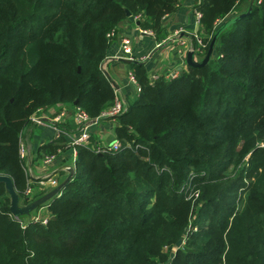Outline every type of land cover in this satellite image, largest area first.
<instances>
[{
  "label": "trees",
  "instance_id": "trees-1",
  "mask_svg": "<svg viewBox=\"0 0 264 264\" xmlns=\"http://www.w3.org/2000/svg\"><path fill=\"white\" fill-rule=\"evenodd\" d=\"M244 1H196L206 50L243 13L205 65L151 80L132 62L140 90L114 116L119 150L79 145L45 224L13 218L0 183V264H264V0ZM178 2L0 0V174L25 202L30 115L63 102L98 116L115 96L108 31L129 10L164 39ZM63 138L42 152L67 149Z\"/></svg>",
  "mask_w": 264,
  "mask_h": 264
},
{
  "label": "crops",
  "instance_id": "crops-1",
  "mask_svg": "<svg viewBox=\"0 0 264 264\" xmlns=\"http://www.w3.org/2000/svg\"><path fill=\"white\" fill-rule=\"evenodd\" d=\"M197 0H179L178 7L173 12L166 14L162 24L167 31L164 39L157 40L153 34L140 32L139 23L131 16L122 19L117 24V33L113 36L103 60L102 67L107 72L117 96L127 105L137 94L135 85L129 81L128 72L133 71L132 62L144 65L147 75L165 74L176 68L186 67V52L196 46V30L194 5ZM252 0L244 1L241 6L246 8ZM242 9V10H243ZM240 11V10H239ZM178 32V35L175 33ZM176 34V35H175ZM127 36L130 40V53H123L120 48L121 38ZM184 49V54L178 52ZM132 56V59L128 58ZM66 109L71 111L72 106L58 102L42 108L38 112V122L29 121L22 129L20 146L26 150V158L22 159L28 174V182L32 186V198L45 193L53 188L48 184V178H55L60 182L66 177L63 170L66 165H72L69 135L76 133V126L72 117H65L59 125L64 131V141L67 149L54 154V161L49 165L42 163L45 155L41 146L55 140L54 124L56 112ZM117 125L115 117H99L88 125L90 140L95 146L109 145L115 139L114 128ZM73 166V165H72ZM74 167V166H73ZM49 175L48 178L44 176ZM44 181L43 184H40Z\"/></svg>",
  "mask_w": 264,
  "mask_h": 264
},
{
  "label": "built area",
  "instance_id": "built-area-1",
  "mask_svg": "<svg viewBox=\"0 0 264 264\" xmlns=\"http://www.w3.org/2000/svg\"><path fill=\"white\" fill-rule=\"evenodd\" d=\"M194 13H195V18H196L195 24L197 26L199 23V19L201 17V13L197 9H194ZM137 18H138V16L134 17V19H137ZM139 30L142 33L153 34V32L149 29H144V28L140 27ZM178 32L179 31H176L175 33L177 34ZM116 33H117V27H114L110 31H108L107 36L110 38H113V36L116 35ZM120 44H121L120 48L122 49L123 53H125V54L130 53V51H131L130 40L127 36H124L121 38ZM204 46H205V44L201 41V38L196 34V46L191 48L194 51L195 59L198 60V59L202 58V56H203L202 53H204L202 47H204ZM178 52L184 54L186 51L184 49L180 48L178 50ZM128 58L132 59V56L128 55ZM180 69L181 68L172 69V70L168 71L167 73H165V75L167 77H174L178 74ZM128 77H129V81L135 85L136 92H138L140 90V86L137 82L135 73L133 71H129ZM157 77H158V74H151L149 76V79L153 80ZM125 109H126L125 103L117 96V94L115 92V96L113 98L112 103L110 105H108L107 107H105L103 110H101L100 114L93 119L79 105L72 106L71 111H67L66 109H61V110L56 112L55 121H54L56 124H54V126H53L54 131H55V138H58L61 133H64L62 127L59 124L62 123V121L65 117L70 115L73 119L75 126H76L77 132L69 135V146L71 149V156H72L71 160H72V165L74 166V168H75V163H76V158H77V147L79 145L86 146L89 144L90 132L88 130V125L92 121H94V122L98 121L99 117H101V116L114 117V116L118 115L119 113L123 112ZM40 110H38V111H40ZM38 119H39L38 114H36V113H33L29 117V121H33V122H38ZM119 148H120V143L116 140V141H113L109 145H104L102 147L97 146L96 152L101 153L106 149L111 150V151H118ZM19 156L21 159L26 158L24 156V151H23L22 147L19 149ZM54 158H55V156H53V155H44L42 157V163L44 165H49L54 161ZM26 172H27V170H26ZM47 181L49 183L48 185L51 187H55L58 184V180L55 178H48ZM43 182L44 181H41L40 184H43ZM25 195L28 197L27 201L32 199L33 196H32V188L31 187H28L26 189ZM47 207H48V205L43 207V208H40L39 211L31 217V221H40L41 223L45 224L47 222L48 216H42L41 212L44 209L46 211Z\"/></svg>",
  "mask_w": 264,
  "mask_h": 264
},
{
  "label": "water",
  "instance_id": "water-1",
  "mask_svg": "<svg viewBox=\"0 0 264 264\" xmlns=\"http://www.w3.org/2000/svg\"><path fill=\"white\" fill-rule=\"evenodd\" d=\"M253 1V0H252ZM252 1L250 2V5L248 9L251 8ZM243 14V13H241ZM240 14V15H241ZM126 15H130L129 10H126ZM240 15H237L233 18H230L228 20H225L214 32L213 36L211 37V40L209 42L208 48L203 55V57L199 60L195 59L194 51L192 49L188 50L186 52V64L192 65V66H202L205 65L209 59L211 58L213 54L214 45L216 42V39L222 29H224L227 25H229L231 22H233L235 19H237ZM139 23V21H137ZM113 83V81H112ZM74 104L77 103L75 100L73 102ZM74 167L72 165H66L63 167V170L67 172L66 177L63 178L60 182H58L57 186L47 190L45 193L36 196L32 198L31 200L26 202L22 197L18 194V192L15 190L13 182L11 178L7 175L0 174V183L4 185L5 194L9 198V212L13 218L18 220L22 223H28L31 221V217L35 214V212L48 205V202L60 194L61 190L63 189L64 185L72 178L74 175ZM45 178H48L49 175L44 176Z\"/></svg>",
  "mask_w": 264,
  "mask_h": 264
},
{
  "label": "rangeland",
  "instance_id": "rangeland-1",
  "mask_svg": "<svg viewBox=\"0 0 264 264\" xmlns=\"http://www.w3.org/2000/svg\"><path fill=\"white\" fill-rule=\"evenodd\" d=\"M177 35H178V33H177ZM202 49H203V51H204V53H202V55H204L205 54V51H206V48H205V46L204 47H202ZM200 56V55H199ZM203 57V56H202ZM139 92V91H138ZM22 146H20V148H21ZM22 149H23V151H24V156L26 157V150H25V148L24 147H22ZM6 200V199H5ZM6 201H8V200H6ZM42 210V209H41ZM39 211V209L35 212V213H37ZM41 214H42V216H48V212H47V210L45 211V209L41 212ZM48 218H49V216H48ZM47 218V219H48Z\"/></svg>",
  "mask_w": 264,
  "mask_h": 264
}]
</instances>
